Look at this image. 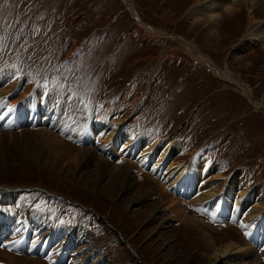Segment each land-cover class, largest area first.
<instances>
[{"label":"rangeland","instance_id":"374dc122","mask_svg":"<svg viewBox=\"0 0 264 264\" xmlns=\"http://www.w3.org/2000/svg\"><path fill=\"white\" fill-rule=\"evenodd\" d=\"M192 1L129 0L133 15L125 0H0V87L8 84L6 71L18 83L0 103L37 96L49 124L22 129H55L68 144L33 133L0 134V190H6L0 193V235L8 233L0 237V249L34 255L40 264H208L198 231L175 218L160 226L171 194L159 178L125 157L114 172L111 161L102 164L98 156L114 162L118 157L100 151L88 129L71 139L58 124L67 106L88 119L111 104L110 120L158 139L173 138L180 151L169 161L220 166L226 178L244 171L256 191L264 186V10L253 12L249 22V3L236 0L241 10L230 14V0L211 20L208 9L196 16ZM179 35L215 68L227 66L230 78L191 58ZM189 199L181 198L178 207L209 226L217 243L225 237L250 243L253 257L264 263V233L249 238V225L247 230L239 220L245 210L237 215L239 223H224L193 211ZM19 229L22 251L15 242L7 244Z\"/></svg>","mask_w":264,"mask_h":264},{"label":"bare ground","instance_id":"6f19581e","mask_svg":"<svg viewBox=\"0 0 264 264\" xmlns=\"http://www.w3.org/2000/svg\"><path fill=\"white\" fill-rule=\"evenodd\" d=\"M228 1L230 0H193L191 7L195 9L194 13H196V16L198 17L201 16L203 10L208 9V16L211 18V20H213L218 15L217 9L220 7V5H228ZM233 1V6H231V3L229 6L225 7L229 10L230 14L239 12L241 10L240 2H236V0ZM240 1L242 4L248 2L250 5V7H248V10L250 9L249 11L251 12L249 15V22L255 19L254 15L256 12L259 10H264V3L261 2V0ZM125 2L134 15L136 13L134 6L129 2V0H125ZM251 8L253 9L251 10ZM253 12L255 13L253 14ZM157 32L164 34L158 30ZM262 33H264V30H262ZM176 39L179 41L181 47L184 48L189 56H191V58L208 65L214 70L213 73H216L224 80L230 78L232 74L230 73L231 71L227 66H225L222 70L215 68L210 61L209 56L206 55L200 48L194 47L189 42L184 40L180 35L179 37L177 36ZM11 73L9 71L5 72V80L8 81V84L4 87H0V96L8 95L14 90L17 91V77L15 76L16 78H13L12 76L14 75ZM1 74L3 75V73L0 72V77L2 76ZM1 81L3 80H0V82ZM240 83H242L245 95L249 98L251 94L250 87L244 84V79ZM33 93H35V95L37 94V92ZM37 99V96L31 95L27 104L25 100H17L15 103H11L9 100L3 98L2 102L0 103V106L4 107L3 110L0 108L2 114H0V128L4 127L7 130L14 128L19 130L25 126L33 128L41 123L47 126L49 121L42 119V111L40 109L39 100ZM41 100L43 99H40V101ZM110 105L111 104H107L106 109L100 111L98 114H95L88 119L81 118L77 111H72L70 108L71 106L65 107L63 110L65 119H61L62 121L59 120L60 122H58L59 126L61 125L64 127V131H62L64 136L66 134L68 137H71V139L77 138L76 134L82 136L84 130L88 129V133H86V135L93 139H98L100 142V151L104 152L106 155L111 154L110 156L112 157H114V155L118 157L117 161L114 162V160H112L113 158L108 159L106 156H98V159L102 164L108 165V161H111L112 164L110 163L111 165L109 164L108 167L114 168L115 172L119 169H122V167L116 163L122 161L121 158L125 157L129 159V161L137 163V170L144 171L146 168L149 171L148 173L154 176V178H159L160 183L163 186L161 188L163 189L164 193H167L168 195L171 194V200L169 204L163 208L165 210H169V213L166 216L161 217V221L159 222L160 226L162 225V227H168L169 219L175 218L185 224L184 228H193L194 232L198 231V233H200V236H198L200 241H202L203 245L209 250L207 254L208 264H214L217 261H221L222 263L226 264H264L260 260L261 257H258L259 255L253 257L252 251L254 247L250 243L242 242L239 244L237 241H234L228 237L222 238V240H220L221 242L217 243L216 239L212 238L210 232L207 230V225L204 224L197 215L196 217L186 214L181 208L178 207L181 204V198L187 199L188 196L190 199L187 201V203L188 206L193 209V211L201 212L204 215L209 214L217 219H220L224 223L232 219L233 221L239 223L237 215L245 210V216L239 218L241 221L240 225L247 229L245 224H248L250 227H248L249 230L247 229L250 231L249 238L252 237V239H257L260 235H262V233H264V186L256 191L257 186H252V181L249 180L248 177H245L243 173L244 171L241 172L242 175H238L240 172L237 171L233 173L231 178H226V176L221 173L220 166L215 167L214 165H202L198 168L195 163L190 161L183 163L177 161L176 159L169 161V158L172 157L173 153L178 154L180 151L177 145L173 143V138L158 139L151 136V134L148 132L143 134L140 131H137V129L131 125L123 126L124 124L122 125V121L120 119V121L110 120L108 117L109 114H111ZM10 109L11 111H9ZM33 115L35 117H32ZM43 127L38 132L32 130L30 131V129L27 130V128H24L17 132L0 131V134L13 136L16 134L21 135L25 132L29 134L33 133V135L40 137H48L49 140L52 141H59L61 145H68L65 143V141L56 137L55 129H53V132L51 129H45ZM86 149L87 148H82L79 151H81L83 155H87L90 151L88 152ZM89 155H91V153ZM163 160L169 162L163 163ZM111 172L113 173V171ZM127 176L130 177L131 175L127 173ZM3 191L6 190H0V193ZM235 194H237L236 198H234ZM178 196H180V198ZM3 198L4 197H2L1 200H3ZM163 201L164 198H161L160 202L163 203ZM156 211H159L157 207ZM154 217L160 218V214ZM16 221H19V219L17 218ZM207 227L209 228V226ZM25 228H28V230L32 232V228L29 224L26 225ZM75 231H78L79 233L82 232L79 227L75 229ZM19 232L20 229L16 233L15 237L8 240L7 244L15 242L17 243L16 247H20V250L17 248V251H22L24 249H22V244L18 235ZM34 233L35 231L32 232V236H30L31 239ZM2 235H0V237ZM262 239L264 238L262 237ZM261 240H258L257 243L261 244ZM36 243L38 249L40 243L39 239H37ZM29 248L31 253H35L34 250L31 249L30 245ZM47 254L48 256L50 255L49 252ZM57 255L52 257V259ZM0 259L7 262H2L3 264H40V259L36 256L34 257V255L15 256L6 249H0ZM51 260L49 261L51 262Z\"/></svg>","mask_w":264,"mask_h":264},{"label":"snow or ice","instance_id":"6c2138e0","mask_svg":"<svg viewBox=\"0 0 264 264\" xmlns=\"http://www.w3.org/2000/svg\"><path fill=\"white\" fill-rule=\"evenodd\" d=\"M13 67H15V65H13ZM68 71H71V69H68ZM9 111H11V109Z\"/></svg>","mask_w":264,"mask_h":264}]
</instances>
